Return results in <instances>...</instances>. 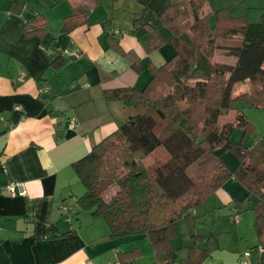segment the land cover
<instances>
[{
  "label": "crops",
  "instance_id": "crops-1",
  "mask_svg": "<svg viewBox=\"0 0 264 264\" xmlns=\"http://www.w3.org/2000/svg\"><path fill=\"white\" fill-rule=\"evenodd\" d=\"M181 1L25 0L15 14L10 0H0V264H164L147 233L112 236L104 221L82 210L78 199L85 188L72 165L129 119L124 105L106 101L103 93L142 91L152 77L149 64L162 66L172 59L174 35L160 16ZM249 10L260 11L262 19L264 0H205L199 15L211 25L217 11L259 23ZM145 25L166 42L149 56L132 35ZM130 52L142 63L140 74ZM55 56L63 59L54 64ZM261 112L247 106L253 128L246 135L240 128L233 131L232 141L242 151L264 134ZM236 117L232 111L221 120L233 123ZM231 153L221 159L235 173L240 161ZM10 183L24 184L26 194L9 196ZM247 200L253 204L245 207ZM254 203L231 177L177 221L176 257L169 264H264V255L243 256L259 243ZM247 212L253 216L243 215ZM235 213L242 229L207 230Z\"/></svg>",
  "mask_w": 264,
  "mask_h": 264
},
{
  "label": "trees",
  "instance_id": "trees-1",
  "mask_svg": "<svg viewBox=\"0 0 264 264\" xmlns=\"http://www.w3.org/2000/svg\"><path fill=\"white\" fill-rule=\"evenodd\" d=\"M10 1L14 13L19 14L25 0ZM204 1L182 0L161 14V22L174 35L170 41L172 59L162 66L149 64L152 77L142 91L120 88L103 93L106 101L121 102L129 119L72 165L85 188L78 199L82 210L104 221L112 236L147 233L164 264L176 257L172 239L177 221L190 215L233 176L255 201L259 243L243 256L262 259L264 255V134L253 148L244 151L232 141L236 128L245 135L253 128L245 113L247 106L264 109V11L259 23L231 19L225 11H217L211 25L199 15ZM81 15L77 14V21ZM132 35L147 56L166 43L158 30L148 25ZM211 37L210 46L213 41L239 42L218 47L228 52L233 64L218 61L220 50L203 51L196 43ZM116 50L127 55L120 47ZM128 56L140 74L142 63L132 52ZM61 59L55 56L53 63ZM169 74L178 89L171 97L157 99L153 87ZM209 97L216 98L211 105L205 104ZM202 110L204 115H199ZM232 111L237 113L235 122L219 125ZM161 148L168 159L149 167L147 158ZM228 151L240 161L235 173L221 159ZM197 162L205 168L199 182L189 175V168ZM233 217L239 218L240 213Z\"/></svg>",
  "mask_w": 264,
  "mask_h": 264
},
{
  "label": "rangeland",
  "instance_id": "rangeland-1",
  "mask_svg": "<svg viewBox=\"0 0 264 264\" xmlns=\"http://www.w3.org/2000/svg\"><path fill=\"white\" fill-rule=\"evenodd\" d=\"M232 10H234L232 8ZM237 11H239L238 9H236L235 11H230V16L233 17L234 14L237 13ZM249 13L250 15L256 13V15H258V18L259 20L257 22H260L261 21V12L258 11V10H249ZM238 16V15H236ZM209 41H212V37L211 38H207L206 40H201V41H196V43L198 44V46H201L203 47V51L204 50H207V49H211L213 48L214 49V52L216 50H220L218 53L220 54V56H218V61H225V62H228L230 64H233V59H230V57L228 56V52L224 49H219L218 47H222L221 45H237L239 44V42L237 41H225V42H215L213 41L212 42V46L209 45ZM213 52V54H214ZM213 54H212V58H211V61L213 62L215 59H213ZM230 59V60H229ZM172 76L169 74L168 76H166L164 79H159L157 82H156V85L153 87V90L152 92L155 93V97L157 99H161V96L162 97H168V96H173L175 93H176V90L178 89V84L173 81V78H171ZM248 87L251 86L250 83L247 84ZM245 88V86H241V89L243 90ZM241 90V91H242ZM211 96H214V95H211ZM214 101H216V98L213 99V98H208L206 101H205V104H209L211 105V103H213ZM261 113H264V112H261ZM199 115H204V112L203 110L199 113ZM221 119V118H220ZM227 120H220L219 121V125H223ZM127 120L125 122H123L121 125H123L124 123H126ZM120 125V126H121ZM159 130H161V128H159ZM254 144V143H253ZM254 146V145H253ZM234 155L235 159L237 162H239V159L238 157L236 156V154H234L233 152L231 153ZM169 155L166 153V151L161 148L154 156L151 155L150 157L147 158V165L149 167H153L159 163H163L165 162L167 159H168ZM239 164V163H238ZM238 165H235V169H237ZM204 169L205 168H202L200 163H196L194 164L192 167L189 168V175L190 177L196 181V182H199L201 180V178L203 177V173L204 172ZM210 171H213V167H211ZM114 195V194H113ZM250 200H247L244 204V206L246 207L248 204H250ZM253 203H251L252 205ZM243 215H251L253 216V213L252 212H247L246 214H243ZM205 219V218H203ZM215 227H217V230L221 229V230H236V228L238 229H242L243 228V224L242 222L240 223V217L239 219L235 218V217H224V219H222L221 221L217 222L215 225H214V222H212V227L211 228H207V230H212L214 229ZM218 232V231H217ZM209 233V232H208ZM209 236V235H208Z\"/></svg>",
  "mask_w": 264,
  "mask_h": 264
},
{
  "label": "built area",
  "instance_id": "built-area-1",
  "mask_svg": "<svg viewBox=\"0 0 264 264\" xmlns=\"http://www.w3.org/2000/svg\"><path fill=\"white\" fill-rule=\"evenodd\" d=\"M23 77L20 79V81H23ZM17 111H20L21 110V107H17L16 108ZM57 121H59V119H57ZM76 126V121L75 119H71V124H70V127L71 128H74ZM6 192L9 196L11 197H16V196H23L26 194V189H25V186L24 184H20V183H10L9 185H7L6 187ZM65 210H68L69 207L65 206L64 207ZM247 256L249 254H246ZM244 264H247L246 262Z\"/></svg>",
  "mask_w": 264,
  "mask_h": 264
}]
</instances>
